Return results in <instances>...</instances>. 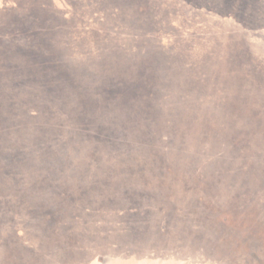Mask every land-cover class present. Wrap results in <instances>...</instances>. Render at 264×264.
<instances>
[{
	"label": "rangeland",
	"instance_id": "1",
	"mask_svg": "<svg viewBox=\"0 0 264 264\" xmlns=\"http://www.w3.org/2000/svg\"><path fill=\"white\" fill-rule=\"evenodd\" d=\"M0 39V264H264V0H0Z\"/></svg>",
	"mask_w": 264,
	"mask_h": 264
},
{
	"label": "trees",
	"instance_id": "2",
	"mask_svg": "<svg viewBox=\"0 0 264 264\" xmlns=\"http://www.w3.org/2000/svg\"><path fill=\"white\" fill-rule=\"evenodd\" d=\"M6 28V27H5ZM31 34H32V32H31ZM34 35V34H33ZM3 38V37H2ZM0 40H2V39H0ZM53 61H49L48 59H46V61L44 62L45 64H51Z\"/></svg>",
	"mask_w": 264,
	"mask_h": 264
},
{
	"label": "bare ground",
	"instance_id": "3",
	"mask_svg": "<svg viewBox=\"0 0 264 264\" xmlns=\"http://www.w3.org/2000/svg\"><path fill=\"white\" fill-rule=\"evenodd\" d=\"M212 49V48H211ZM206 52H208V51H206ZM210 53V52H209Z\"/></svg>",
	"mask_w": 264,
	"mask_h": 264
}]
</instances>
